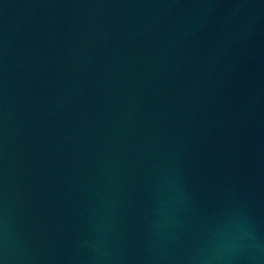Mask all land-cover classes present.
I'll return each mask as SVG.
<instances>
[{
    "label": "water",
    "instance_id": "1",
    "mask_svg": "<svg viewBox=\"0 0 264 264\" xmlns=\"http://www.w3.org/2000/svg\"><path fill=\"white\" fill-rule=\"evenodd\" d=\"M0 264H264V0H0Z\"/></svg>",
    "mask_w": 264,
    "mask_h": 264
}]
</instances>
